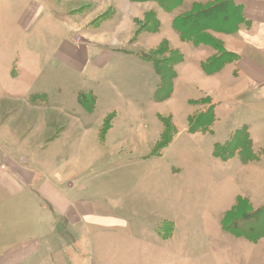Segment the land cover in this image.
Masks as SVG:
<instances>
[{
  "label": "rangeland",
  "instance_id": "1",
  "mask_svg": "<svg viewBox=\"0 0 264 264\" xmlns=\"http://www.w3.org/2000/svg\"><path fill=\"white\" fill-rule=\"evenodd\" d=\"M107 1L44 0L48 16L37 30L38 42L44 43L42 59H36L38 64L42 62L39 72L44 69L39 80L22 69L31 66L23 61L35 62L36 30L29 33L28 55L24 56L21 37L14 38V46L6 49L9 57L1 65L5 71L0 75V91L21 92L0 96L5 99L0 131L25 135L28 129L19 125L28 116L29 105L54 108L44 113L45 127L34 128L26 137L18 154L19 166L29 164L32 156L28 147L43 134L50 154L54 149V158L58 157L51 164L57 175H51L50 169L49 176L62 190L74 186L83 190L88 183L94 200L139 214L135 224L131 223L134 228L117 238V256H110L108 264H251L249 247L254 241L229 233L223 223L240 219V214L232 211L238 204L249 210L264 202V109L245 122L251 126H247L250 137L256 138L252 150L257 159L244 163L236 153L223 161L216 157L215 145L224 144L244 123L237 117L226 120L222 116L228 114L222 110L212 132L189 131L191 117L210 108L214 111L213 98L202 96L198 105L193 103L197 110L187 121L184 111L176 118L168 109L153 106L160 77L150 64L146 63L149 71L129 67L126 74L119 70L113 76L91 68L83 72V66L67 64L57 55L58 49L75 45L76 40L80 45L87 43L84 32L71 28L84 25L91 16H100ZM180 56L164 48L148 55L147 60L154 58L160 65L175 66ZM24 91L39 94L30 96ZM93 93L98 97L97 106ZM259 95L264 100V93ZM9 97L18 101L10 102ZM9 103L18 106L17 112L9 113ZM84 105L92 109L88 111ZM8 154V146L0 144L3 171ZM35 169L38 171V166ZM9 177L0 175V186L16 181L25 187L31 178L23 174ZM7 199L0 190V207ZM65 210L61 207L57 214L61 220L67 215ZM34 214L30 216L38 217ZM20 216L13 214L18 219ZM0 222H5L4 217ZM57 227L59 231L52 232L49 241L51 256L21 264H43L47 259V264H75L81 259L73 252L77 241L68 234L67 223L63 220Z\"/></svg>",
  "mask_w": 264,
  "mask_h": 264
},
{
  "label": "crops",
  "instance_id": "2",
  "mask_svg": "<svg viewBox=\"0 0 264 264\" xmlns=\"http://www.w3.org/2000/svg\"><path fill=\"white\" fill-rule=\"evenodd\" d=\"M214 1L186 0L180 8L167 12L154 1L108 0L102 6L104 13L89 17L78 28L77 24L71 28L84 32L86 45H80L76 40L75 45L60 47L57 55L67 64L83 66V72L91 68L113 76L119 70L126 74L129 67L149 71L147 63L159 76L147 56L168 48L179 53L181 60L173 66L176 77L170 96L164 101H156L154 98L153 106L168 109L169 114L176 118L179 117L178 113L184 111L183 117L188 121L196 113L194 104H197L200 97L206 96L213 98L216 118L214 124L221 120V117L218 118L220 112L226 110L228 116H222L223 118L230 120L237 117L239 123H244L243 126L251 127L245 123L248 121L247 117L264 109V100L259 95L264 93V0H233L242 7L249 26L242 25L235 34H211L227 52L234 53L239 58L234 63H226L220 71L208 75L203 71L202 65L214 57L217 50L212 46L194 47L191 43L183 42L174 30L173 22L179 16L189 13L195 4L206 6ZM46 15L44 0H0V75L5 71L1 65L9 57L6 56V49L14 46V38L24 39L21 45L25 48L24 56L28 55L26 49L31 48L29 33L36 30V40L33 41L37 48L35 62L23 61L31 66L22 69L39 80V73L44 69L39 72L42 62L38 64L36 59H42L40 48H43L44 43L38 42L37 30ZM21 62L22 60L17 61ZM10 74L12 75V71ZM97 78L98 76H94L93 80ZM20 92L0 91V96ZM24 92L30 96L39 94V91ZM93 95L96 96L97 106L98 97L94 93ZM2 100H5L4 97L0 99V110H5ZM8 101L16 102L18 99L9 97ZM9 105L7 110L10 114L17 112L18 106L15 103ZM47 109L54 108L29 105V114L19 125V128L28 129L25 135H16L15 131L6 135L0 131V144L6 148L8 146L10 155L7 157L8 166L4 167L6 171L0 167V175L31 176L25 187L16 181H13L14 184L5 183L0 186L5 197H8L0 207V221L2 217L5 219L3 224L0 222V264H21L51 256V234L59 231L57 226L63 220L67 223L68 234L77 241L72 249L81 259H77L75 264H108L110 256H117V238L123 231L132 230L134 227L131 223L134 225L140 216L134 211L124 212L123 207L119 210L118 207L104 205L105 202L101 200H94L88 183L84 184L83 190H78L76 186L62 190L55 178L49 176L50 169L51 175H57L51 164L58 157L54 158V149L50 154V147L45 141L47 137L43 134L32 142L34 146L28 147L32 156L29 164L19 166L18 154L24 149L21 146L25 145L28 139L26 137L34 128L45 127L44 113ZM255 139L252 138V144ZM51 144L54 142L51 141ZM37 172L50 179L40 178ZM32 190L36 192L35 197ZM260 205H264V202L254 207L259 208ZM61 207H66L67 213L62 220L57 216ZM33 212L38 217L32 218L30 215ZM14 213H19L21 218L13 217ZM117 244L119 245L118 242ZM253 245L249 247L251 264H264V238ZM47 261L48 259L43 264H47Z\"/></svg>",
  "mask_w": 264,
  "mask_h": 264
},
{
  "label": "trees",
  "instance_id": "3",
  "mask_svg": "<svg viewBox=\"0 0 264 264\" xmlns=\"http://www.w3.org/2000/svg\"><path fill=\"white\" fill-rule=\"evenodd\" d=\"M130 1H154L165 11L173 12L180 8L186 0ZM244 24L249 26L250 23L245 18L240 5L235 4L233 0H215L206 6L195 4L189 13L174 20L173 27L183 42L191 43L194 47L212 46L217 52H220L202 65L203 71L208 75H212L220 71L226 63L238 60L239 56L225 51L222 45L212 36L211 32L235 34ZM225 59L228 60L226 61ZM150 61H152L160 76V83L154 93V98L156 101H164L171 94L176 73L171 63L164 66L160 65L154 58H151ZM85 107L88 111L92 109V107ZM215 119V112L210 108L191 117L189 131L191 133L212 132ZM214 153L218 159L223 161H227L236 153L244 163L257 159V155L252 150V139L247 126L236 130L224 144H216ZM238 205L232 211L240 214V219L233 220V218L230 219V216L231 222L227 225L223 223L224 227H226L225 230L232 234L237 233L246 239L254 241L253 243L260 241L264 237V205L249 210Z\"/></svg>",
  "mask_w": 264,
  "mask_h": 264
}]
</instances>
